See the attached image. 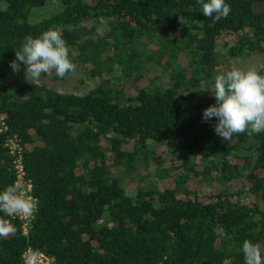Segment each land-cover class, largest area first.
<instances>
[{
  "label": "trees",
  "instance_id": "trees-1",
  "mask_svg": "<svg viewBox=\"0 0 264 264\" xmlns=\"http://www.w3.org/2000/svg\"><path fill=\"white\" fill-rule=\"evenodd\" d=\"M48 1L0 0V191L16 136L37 200L27 235L0 213L17 229L0 238V264H23L27 248L54 264H244V240L264 260V132L229 142L202 118L226 71L217 48L264 53V0H225L218 22L197 0H59L31 24ZM49 28L88 91L9 82L22 41Z\"/></svg>",
  "mask_w": 264,
  "mask_h": 264
},
{
  "label": "clouds",
  "instance_id": "clouds-1",
  "mask_svg": "<svg viewBox=\"0 0 264 264\" xmlns=\"http://www.w3.org/2000/svg\"><path fill=\"white\" fill-rule=\"evenodd\" d=\"M197 3L203 15L213 18L214 22L226 19L231 12V6L225 0H197ZM15 55L10 68L18 73L21 63L25 65V79L29 82L38 81L43 73L53 69L61 79L75 71L66 42L55 28H49L36 37H25ZM261 73H264V65L246 70L233 65L230 70L215 76L212 93L215 103L203 110L202 118L205 122L217 118L214 130L223 140L230 142L234 134L246 132L251 137L264 132V75ZM36 210L37 203L19 184L7 185L0 191V213L31 217ZM16 231L12 223L0 217V238ZM242 251L244 264H264L259 245L244 240ZM21 259L23 264H42L38 249H26Z\"/></svg>",
  "mask_w": 264,
  "mask_h": 264
},
{
  "label": "rangeland",
  "instance_id": "rangeland-1",
  "mask_svg": "<svg viewBox=\"0 0 264 264\" xmlns=\"http://www.w3.org/2000/svg\"><path fill=\"white\" fill-rule=\"evenodd\" d=\"M60 8L61 5L59 0H50V2L48 1L45 5L41 7H36L31 11V14L29 16V22L31 24H35L40 20L47 18ZM217 52L219 55L220 66L225 67L226 70H230L233 65L245 70L251 67L264 65V53H255L243 57H231L227 53V49L224 46H219L217 48ZM72 63L75 65V71L67 74L63 79H56V74L53 73L51 70L48 73H43L40 79L35 82H43L46 85L55 88L57 91L64 93L82 94L88 91L89 88L92 87L93 81L88 79L86 73L81 67H79L76 61H73ZM25 67L26 66L21 63L20 71L18 73H14L13 70H11L8 76L9 82H29L25 79ZM165 152L166 148L160 146L157 149L156 154L164 156ZM189 185L191 188L202 190V186H199L197 182L192 181L189 183Z\"/></svg>",
  "mask_w": 264,
  "mask_h": 264
},
{
  "label": "built area",
  "instance_id": "built-area-1",
  "mask_svg": "<svg viewBox=\"0 0 264 264\" xmlns=\"http://www.w3.org/2000/svg\"><path fill=\"white\" fill-rule=\"evenodd\" d=\"M6 130V125L4 123V116H0V132ZM5 146L8 149L9 154L13 157L12 163L15 173L14 183H17L21 186L22 190L26 193L27 196H30L34 202L37 203L36 198L32 195V183L26 176V171L23 163V152L22 146L20 145L19 140L16 136L7 137L5 139ZM12 218H17L22 225V234L27 235L31 222L34 218V215L31 217H25L23 215H12ZM29 249V248H27ZM42 264H54L52 259L47 255L41 253Z\"/></svg>",
  "mask_w": 264,
  "mask_h": 264
}]
</instances>
